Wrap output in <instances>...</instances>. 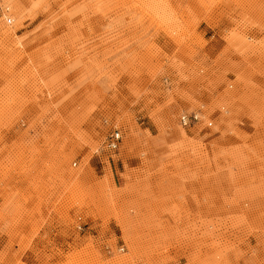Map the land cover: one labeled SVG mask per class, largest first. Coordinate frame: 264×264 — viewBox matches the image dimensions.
<instances>
[{
    "label": "rangeland",
    "instance_id": "obj_1",
    "mask_svg": "<svg viewBox=\"0 0 264 264\" xmlns=\"http://www.w3.org/2000/svg\"><path fill=\"white\" fill-rule=\"evenodd\" d=\"M54 221L45 264H264V0H0V264Z\"/></svg>",
    "mask_w": 264,
    "mask_h": 264
},
{
    "label": "crops",
    "instance_id": "obj_2",
    "mask_svg": "<svg viewBox=\"0 0 264 264\" xmlns=\"http://www.w3.org/2000/svg\"><path fill=\"white\" fill-rule=\"evenodd\" d=\"M65 229L66 227L60 224L59 221H54L50 226H47L45 231L48 239L50 240L46 241V239H36L34 241L33 248L27 251L24 261L27 264H45L43 256L45 254H50L54 248L62 247L65 238L61 231ZM67 229L70 232H77V230H72L71 227H68Z\"/></svg>",
    "mask_w": 264,
    "mask_h": 264
},
{
    "label": "built area",
    "instance_id": "obj_3",
    "mask_svg": "<svg viewBox=\"0 0 264 264\" xmlns=\"http://www.w3.org/2000/svg\"><path fill=\"white\" fill-rule=\"evenodd\" d=\"M197 115L196 114H182L180 117V122L183 126L189 125L192 120H196ZM122 141V134L118 129H113L111 133L107 136L106 142H105V149L114 152L118 150L119 145Z\"/></svg>",
    "mask_w": 264,
    "mask_h": 264
}]
</instances>
